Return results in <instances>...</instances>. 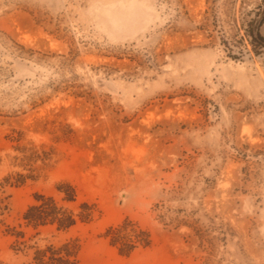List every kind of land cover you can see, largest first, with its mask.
Instances as JSON below:
<instances>
[{
  "label": "rangeland",
  "instance_id": "obj_1",
  "mask_svg": "<svg viewBox=\"0 0 264 264\" xmlns=\"http://www.w3.org/2000/svg\"><path fill=\"white\" fill-rule=\"evenodd\" d=\"M258 29L264 0H0V264H264ZM38 196L77 224L28 226Z\"/></svg>",
  "mask_w": 264,
  "mask_h": 264
},
{
  "label": "trees",
  "instance_id": "obj_2",
  "mask_svg": "<svg viewBox=\"0 0 264 264\" xmlns=\"http://www.w3.org/2000/svg\"><path fill=\"white\" fill-rule=\"evenodd\" d=\"M247 33L253 47L258 46L259 43L264 44V38L261 37L259 29L256 31L247 30ZM233 58L236 57L233 56ZM63 189V187L58 188V191L65 195L63 201L75 202V190L72 187H68V191ZM36 201L38 203L29 207L23 216L28 226L37 228L51 225L56 227L58 231H67L77 224L74 214L62 206L54 197L38 196ZM70 247L71 244H65L58 250H53L52 248L48 250L53 254V252L68 250ZM77 254L78 249H75L73 255L67 254V256H63L60 252V254L54 253L52 255L53 258L49 257L46 251H41L38 252L37 264H51V260H56L57 264H78Z\"/></svg>",
  "mask_w": 264,
  "mask_h": 264
}]
</instances>
